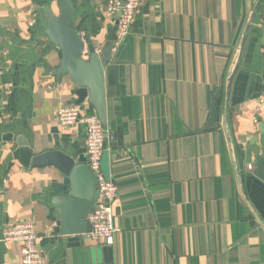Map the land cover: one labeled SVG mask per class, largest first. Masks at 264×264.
Instances as JSON below:
<instances>
[{
  "label": "crops",
  "instance_id": "0c3cea01",
  "mask_svg": "<svg viewBox=\"0 0 264 264\" xmlns=\"http://www.w3.org/2000/svg\"><path fill=\"white\" fill-rule=\"evenodd\" d=\"M59 1L0 0V264H21L19 244L1 240L27 220L41 264H264V182L252 173L264 150V0H141L103 69L113 140L101 170L117 187L110 245L56 233L69 178L30 167L50 150L85 156L83 127L56 120L77 100L45 35ZM71 4L70 27L101 57L115 34L105 6ZM78 106L97 116L87 99Z\"/></svg>",
  "mask_w": 264,
  "mask_h": 264
},
{
  "label": "water",
  "instance_id": "95a60500",
  "mask_svg": "<svg viewBox=\"0 0 264 264\" xmlns=\"http://www.w3.org/2000/svg\"><path fill=\"white\" fill-rule=\"evenodd\" d=\"M258 3L253 7L242 32L238 56L229 74L226 92H228L231 77L241 59L246 36L257 11ZM58 7V15L47 10L45 31V35L50 42L61 52V60L56 73L58 75L68 74L70 80L76 86L74 94L77 100L75 105H80L87 99L96 110L100 123L106 126L103 69L111 58V43L107 44L103 55L99 57L91 46H85L81 36L70 27L74 13L71 0H60ZM84 53H86V56H84ZM220 92L221 90L218 91V93ZM235 164L238 178H240L236 161ZM30 167L38 169L54 167L69 178L71 189L68 197L56 206L58 223L54 231L62 235L90 233L91 227L87 221V216L93 208L96 178L88 168L86 156L72 157L59 150H50L32 156ZM252 173L256 178L264 182V150L261 155L256 156ZM72 210L74 215L70 217Z\"/></svg>",
  "mask_w": 264,
  "mask_h": 264
},
{
  "label": "built area",
  "instance_id": "2783aa9c",
  "mask_svg": "<svg viewBox=\"0 0 264 264\" xmlns=\"http://www.w3.org/2000/svg\"><path fill=\"white\" fill-rule=\"evenodd\" d=\"M105 6V14L115 26V34L111 51L116 52L130 33L135 14L141 0H98ZM259 108L264 114V98L259 100ZM56 120L62 127L72 128L80 125L85 133L84 154L88 160V168L96 178V193L93 208L87 216L91 227L88 237L112 244L116 230L113 225L112 204L117 196V187L111 176H105L101 170L103 153L109 149L113 140L112 133L104 127L96 115L82 113L79 106L69 104L56 112ZM260 123L254 122L255 127ZM263 131H264V125ZM251 171L253 167L247 165ZM37 236L32 220L18 222L8 227L3 242L19 244L21 264H41L42 256L37 248Z\"/></svg>",
  "mask_w": 264,
  "mask_h": 264
}]
</instances>
